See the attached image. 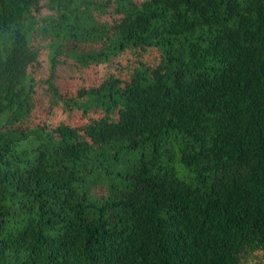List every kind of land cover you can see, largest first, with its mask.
Returning <instances> with one entry per match:
<instances>
[{
	"label": "trees",
	"instance_id": "trees-1",
	"mask_svg": "<svg viewBox=\"0 0 264 264\" xmlns=\"http://www.w3.org/2000/svg\"><path fill=\"white\" fill-rule=\"evenodd\" d=\"M0 264H264V0H0Z\"/></svg>",
	"mask_w": 264,
	"mask_h": 264
},
{
	"label": "rangeland",
	"instance_id": "rangeland-1",
	"mask_svg": "<svg viewBox=\"0 0 264 264\" xmlns=\"http://www.w3.org/2000/svg\"><path fill=\"white\" fill-rule=\"evenodd\" d=\"M42 59L44 61V65L38 75L39 77L45 78L48 70V64L45 55H43ZM102 74V67H91L90 69L84 70L82 72H77L70 69L68 66L63 65L58 70L57 84L60 87L62 93L75 94V91H77L81 86H89L98 82L102 77ZM44 90V86L42 84L39 85L38 93L35 97L36 107L33 109L31 115L32 122H45L53 126H56L60 122H68L74 125L82 124V119L79 114L69 116L68 114L63 113L59 107L51 108L48 102L49 97L44 92ZM132 160V157L130 160H126L125 165L131 164ZM176 169L179 176L184 175L186 172V170L179 165L176 166ZM88 185H90V182H88ZM100 191H102V188L98 190V192Z\"/></svg>",
	"mask_w": 264,
	"mask_h": 264
}]
</instances>
